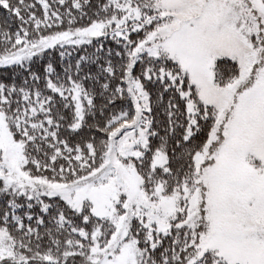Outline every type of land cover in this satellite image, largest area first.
Instances as JSON below:
<instances>
[{
	"label": "snow or ice",
	"instance_id": "6c2138e0",
	"mask_svg": "<svg viewBox=\"0 0 264 264\" xmlns=\"http://www.w3.org/2000/svg\"><path fill=\"white\" fill-rule=\"evenodd\" d=\"M0 264H264V0H0Z\"/></svg>",
	"mask_w": 264,
	"mask_h": 264
}]
</instances>
